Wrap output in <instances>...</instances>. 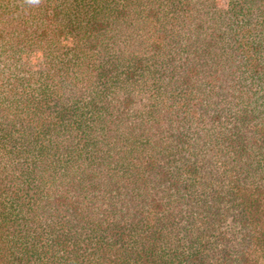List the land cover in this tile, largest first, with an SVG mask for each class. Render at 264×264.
Segmentation results:
<instances>
[{
  "label": "trees",
  "instance_id": "16d2710c",
  "mask_svg": "<svg viewBox=\"0 0 264 264\" xmlns=\"http://www.w3.org/2000/svg\"><path fill=\"white\" fill-rule=\"evenodd\" d=\"M0 264H264V0H0Z\"/></svg>",
  "mask_w": 264,
  "mask_h": 264
},
{
  "label": "rangeland",
  "instance_id": "374dc122",
  "mask_svg": "<svg viewBox=\"0 0 264 264\" xmlns=\"http://www.w3.org/2000/svg\"><path fill=\"white\" fill-rule=\"evenodd\" d=\"M226 0H219V4H225Z\"/></svg>",
  "mask_w": 264,
  "mask_h": 264
}]
</instances>
